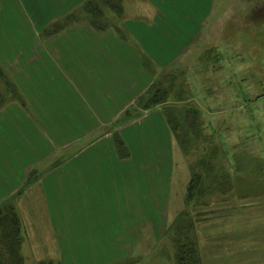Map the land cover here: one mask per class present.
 <instances>
[{"label":"crops","instance_id":"0c3cea01","mask_svg":"<svg viewBox=\"0 0 264 264\" xmlns=\"http://www.w3.org/2000/svg\"><path fill=\"white\" fill-rule=\"evenodd\" d=\"M93 1L0 0V66L17 94L0 107V211L15 210L34 250L43 230L61 264H144L190 179L166 113L140 103L209 39L218 0H121L111 28L76 19ZM203 230L201 264L264 257L262 234Z\"/></svg>","mask_w":264,"mask_h":264},{"label":"rangeland","instance_id":"374dc122","mask_svg":"<svg viewBox=\"0 0 264 264\" xmlns=\"http://www.w3.org/2000/svg\"><path fill=\"white\" fill-rule=\"evenodd\" d=\"M119 5L94 0L76 19L111 28ZM215 12L209 39L140 103L166 113L175 165L190 179L185 207L170 211L163 234L154 231L162 237L147 244L144 264H178L179 248L197 247L203 229L253 241L264 235V0H218ZM8 82L0 83V107L17 96ZM42 231L31 237L35 250L21 235L25 264H61Z\"/></svg>","mask_w":264,"mask_h":264},{"label":"trees","instance_id":"16d2710c","mask_svg":"<svg viewBox=\"0 0 264 264\" xmlns=\"http://www.w3.org/2000/svg\"><path fill=\"white\" fill-rule=\"evenodd\" d=\"M102 1L112 6L119 5L118 0ZM94 6H91V8H94ZM116 12L121 14V5L116 7ZM4 82L6 85L9 84L7 76L4 73V69L0 66V83ZM157 95L159 96L161 94L158 93ZM154 104H156V101ZM21 246V222L15 210H9L6 213L0 211V264H25L21 252ZM177 263L201 264L197 247L194 244L191 245V243H187L185 246L180 247Z\"/></svg>","mask_w":264,"mask_h":264}]
</instances>
